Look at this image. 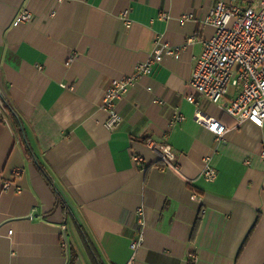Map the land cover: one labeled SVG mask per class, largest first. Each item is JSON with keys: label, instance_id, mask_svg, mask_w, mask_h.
<instances>
[{"label": "crops", "instance_id": "0c3cea01", "mask_svg": "<svg viewBox=\"0 0 264 264\" xmlns=\"http://www.w3.org/2000/svg\"><path fill=\"white\" fill-rule=\"evenodd\" d=\"M216 1L0 0V264H68L69 249L73 264H264V125L225 109L240 86L212 102L190 85ZM22 9L34 19L16 22ZM158 42L182 49L138 77L108 128L105 89ZM199 112L227 125L220 139Z\"/></svg>", "mask_w": 264, "mask_h": 264}, {"label": "built area", "instance_id": "2783aa9c", "mask_svg": "<svg viewBox=\"0 0 264 264\" xmlns=\"http://www.w3.org/2000/svg\"><path fill=\"white\" fill-rule=\"evenodd\" d=\"M126 14V12H124ZM166 16V15H165ZM185 14L182 22L192 17ZM34 14L22 9L16 16V22H29ZM205 23L215 26V33L203 40V51L196 58L190 85L194 90L212 102L221 101L229 86H240L238 95L226 105L225 109L240 122L250 120L258 126L264 125V0H257L247 5L229 4L225 0H217L202 18ZM130 23V21H128ZM182 48L169 46L158 42L149 59L137 64L132 74L114 78L105 89L102 107L109 117L108 128H115L122 122V116L117 111L115 103L122 98L135 84L138 77L150 73L153 64L164 55L178 56ZM189 101L196 100L195 95L187 96ZM197 119L213 131L220 139L227 131V125L220 119L203 114H196ZM184 114L176 110L172 118L173 124L183 121ZM149 147L160 160L173 163L176 154L172 146L154 138L147 141ZM137 163L144 161L140 155H134ZM211 157L205 158L204 174L208 180H214L217 171L210 164ZM5 188L11 186L6 181ZM143 209L138 208V215ZM13 230H10V234ZM142 237L131 242L137 250L141 246ZM193 258L195 255L192 256Z\"/></svg>", "mask_w": 264, "mask_h": 264}, {"label": "trees", "instance_id": "16d2710c", "mask_svg": "<svg viewBox=\"0 0 264 264\" xmlns=\"http://www.w3.org/2000/svg\"><path fill=\"white\" fill-rule=\"evenodd\" d=\"M5 101H6V105L8 106V108H9L11 111H13V113H15V111L12 109V106H11L10 103H9V100H8L7 98H5ZM15 115H16L17 121H18V123H19V126L21 127V122H20L19 118L17 117V114H16V113H15ZM65 208H67L66 205H65ZM202 217H203V212L200 211V212L198 213V216H197V219H196L195 228H196L197 226H199V223L201 222ZM69 255H70V256H69V262H68V264H73L74 261H75V259H76V255L74 254L73 251H71V249H69Z\"/></svg>", "mask_w": 264, "mask_h": 264}, {"label": "rangeland", "instance_id": "374dc122", "mask_svg": "<svg viewBox=\"0 0 264 264\" xmlns=\"http://www.w3.org/2000/svg\"><path fill=\"white\" fill-rule=\"evenodd\" d=\"M230 86H233V85L231 84ZM230 86H229V87H230ZM69 235H70V234H68V238H69V240H71V238H70L71 236H69Z\"/></svg>", "mask_w": 264, "mask_h": 264}]
</instances>
